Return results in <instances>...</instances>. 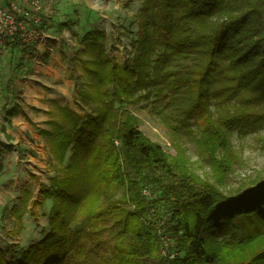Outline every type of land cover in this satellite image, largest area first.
Returning <instances> with one entry per match:
<instances>
[{"label": "trees", "instance_id": "1", "mask_svg": "<svg viewBox=\"0 0 264 264\" xmlns=\"http://www.w3.org/2000/svg\"><path fill=\"white\" fill-rule=\"evenodd\" d=\"M12 1L0 0L7 8ZM142 1L130 64L119 66L107 53L104 31L86 28L79 39L90 90H79L77 102L88 113L56 106L45 132L64 167L30 209H43L48 228L12 257L0 246V264H264V179L227 185L240 160L234 131L264 126V0ZM35 45L19 31L6 47L23 53ZM9 72L2 101L8 123L22 113ZM142 102L167 126L175 123L174 133L196 137L213 182L143 137L124 106ZM118 192L133 208L117 206ZM20 202L27 205V193ZM189 207L193 228L182 223Z\"/></svg>", "mask_w": 264, "mask_h": 264}, {"label": "rangeland", "instance_id": "2", "mask_svg": "<svg viewBox=\"0 0 264 264\" xmlns=\"http://www.w3.org/2000/svg\"><path fill=\"white\" fill-rule=\"evenodd\" d=\"M13 2L22 8L21 0ZM142 4V0H41L46 35L42 43L28 52L11 53L6 47L10 39H0V127L6 128L5 133H0V246L11 257L15 247L16 250L26 248L40 239L47 220L40 207L32 210L37 219L32 216V202L40 197L44 186L50 185L51 177L64 173V167L54 161L45 136L52 129L50 123L54 121L56 106H67L83 115L88 113L87 107L77 102L79 90H90V79L81 62L89 56L87 47L79 39L86 28L104 31L107 53L119 66L130 64L140 34ZM60 25H66L62 31ZM10 67L18 92L15 103L22 113L8 123L2 101ZM124 106L140 120L144 138L161 146L176 165L185 166L202 179L213 182L208 153L198 148L196 137L186 135L183 130L174 133L170 127L176 124L169 121L167 126L146 102ZM23 123L28 124V130L21 135L19 129ZM231 141L240 160L227 180L229 189L236 190L251 181L264 179V126L245 134L236 129ZM213 150L220 156L218 145ZM24 193L29 196L26 206L20 202ZM121 196L118 192L114 197L117 206L125 211L133 208L122 202ZM50 205L48 202L45 209ZM194 218L195 210L189 207L182 223L193 228ZM113 220L107 223L109 227ZM164 243L171 245L167 239Z\"/></svg>", "mask_w": 264, "mask_h": 264}, {"label": "built area", "instance_id": "3", "mask_svg": "<svg viewBox=\"0 0 264 264\" xmlns=\"http://www.w3.org/2000/svg\"><path fill=\"white\" fill-rule=\"evenodd\" d=\"M22 8L12 1L11 8L0 2V39H10L19 31L24 43L38 44L45 40L41 17V0H21ZM170 257L175 258L172 253Z\"/></svg>", "mask_w": 264, "mask_h": 264}, {"label": "crops", "instance_id": "4", "mask_svg": "<svg viewBox=\"0 0 264 264\" xmlns=\"http://www.w3.org/2000/svg\"><path fill=\"white\" fill-rule=\"evenodd\" d=\"M17 121V120H16ZM22 129H19V133L22 135V132L24 131V130H28V124H26V123H23L22 124V127H21ZM35 132V131H34ZM21 135H19V136H21ZM44 185L42 184L41 185V187H43ZM40 191V190H39ZM45 219L47 220V223H46V225H44L42 228L43 229H47L48 228V218L47 217H45Z\"/></svg>", "mask_w": 264, "mask_h": 264}]
</instances>
